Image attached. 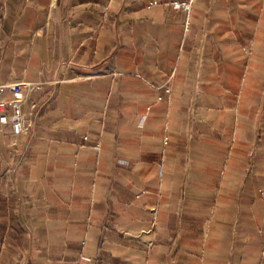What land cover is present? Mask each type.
<instances>
[{
  "label": "crops",
  "instance_id": "obj_1",
  "mask_svg": "<svg viewBox=\"0 0 264 264\" xmlns=\"http://www.w3.org/2000/svg\"><path fill=\"white\" fill-rule=\"evenodd\" d=\"M172 1L0 0V264H264V0Z\"/></svg>",
  "mask_w": 264,
  "mask_h": 264
},
{
  "label": "built area",
  "instance_id": "obj_2",
  "mask_svg": "<svg viewBox=\"0 0 264 264\" xmlns=\"http://www.w3.org/2000/svg\"><path fill=\"white\" fill-rule=\"evenodd\" d=\"M151 6L158 5V2H152L150 4ZM193 5L194 0H187L184 2H171L169 4V7L173 10H176L178 12H182L185 14L187 19V26L189 25V18L193 13ZM6 87H2L1 91L4 90ZM12 91L14 92V96L12 99L6 102H0V124L2 126H11V134L15 137H20L22 134H24L27 130V120L26 115L23 111V102L25 97L23 96L21 86H13L11 87ZM167 93H171V89L167 88ZM161 100V98H159Z\"/></svg>",
  "mask_w": 264,
  "mask_h": 264
},
{
  "label": "rangeland",
  "instance_id": "obj_3",
  "mask_svg": "<svg viewBox=\"0 0 264 264\" xmlns=\"http://www.w3.org/2000/svg\"><path fill=\"white\" fill-rule=\"evenodd\" d=\"M184 1H187V0H184ZM184 1H179V2H184ZM189 1V0H188ZM172 2H175V1H172ZM172 10V9H171ZM173 11H175V12H178V11H176V10H173ZM178 13H182V12H178ZM182 14H184V13H182ZM185 15V14H184ZM169 88L171 89V93H172V87L171 86H169Z\"/></svg>",
  "mask_w": 264,
  "mask_h": 264
}]
</instances>
